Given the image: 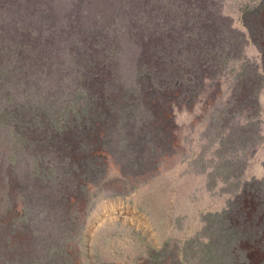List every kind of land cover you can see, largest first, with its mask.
I'll use <instances>...</instances> for the list:
<instances>
[{"label":"rangeland","instance_id":"obj_1","mask_svg":"<svg viewBox=\"0 0 264 264\" xmlns=\"http://www.w3.org/2000/svg\"><path fill=\"white\" fill-rule=\"evenodd\" d=\"M0 264H264V0H0Z\"/></svg>","mask_w":264,"mask_h":264}]
</instances>
